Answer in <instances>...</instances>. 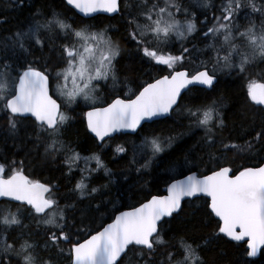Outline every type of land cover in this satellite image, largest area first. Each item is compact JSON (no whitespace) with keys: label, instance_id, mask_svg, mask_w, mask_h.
<instances>
[{"label":"snow or ice","instance_id":"obj_1","mask_svg":"<svg viewBox=\"0 0 264 264\" xmlns=\"http://www.w3.org/2000/svg\"><path fill=\"white\" fill-rule=\"evenodd\" d=\"M65 3L85 16L121 12V0H65ZM200 6L207 8L211 5L205 0ZM136 9L134 13L129 12L127 39L135 43L148 61L166 66L170 70L168 75L143 83L127 98L117 97L105 107L95 106L99 83L111 78L115 84L118 80L121 44L113 38L108 27L74 26L56 12L51 18L45 17L43 22L33 17L26 28L13 33L0 46L3 51L0 57V113L7 120L8 133L15 135L19 125L34 118L38 133L44 134L41 142L45 156L70 152L66 160L70 169L81 159L79 153L71 151L62 139V130L73 118L62 111L61 104L50 94V76L54 75L56 80L63 81L56 84V90L66 106L76 103L78 98L93 105L84 117L87 129L100 141L118 131L135 132L143 121L168 116L183 108L193 126L205 130V143L215 144L214 129L224 124L221 110L225 98L220 96L208 103L189 107L183 104L181 93L187 95L185 90L192 91L190 85L215 90L218 72L235 70L245 73L257 61H264V20L259 25L250 21L242 30L234 22V17L242 9H251V13L264 17V2L258 7L255 0H225L220 15L214 17L215 22L210 27L205 22L206 30L202 33L211 41L207 47L214 52L212 67L201 62L195 71L181 67L186 59L191 60L187 47L182 45L180 54L162 51L173 42V38L185 41L199 31L194 13L188 12L181 0H137ZM178 15L184 17L183 21ZM51 34H61L68 41L60 46L64 67L59 69H50V61L35 58L36 51L51 45ZM247 96L254 104L264 106V83L250 81ZM173 140L174 137L169 136L164 140L153 137L147 141L152 155L141 168H150L155 156L171 147ZM254 142L264 143V128L255 132L252 141L243 145L222 144V149L224 152H250ZM117 151L123 152L124 148L118 147ZM2 159L0 198L27 206L29 212L39 217V223L48 226L50 234L45 249L50 244L63 254L65 249L59 245L69 244L70 264H149L143 259L145 250L150 256L167 243L162 231L164 225L170 223L166 218L174 219V214L181 211L182 202L194 197L206 198L208 215L218 218L217 230L202 243L190 242L185 236L176 237L180 258L169 251L167 264H206L201 250L221 238V234L231 241L243 242L246 256L256 257L264 249V164L243 166L234 171L231 166L220 162L222 157H215L216 167L208 174L193 172L184 179L172 177L167 195H152L139 207L111 217L112 222L106 226L101 224L90 229L78 227L74 218L70 220L66 216L65 210L75 206L61 208L53 191L55 186L25 174L24 161ZM90 159H95L96 168L85 169L89 176L92 171L103 169L109 183H114L111 170L101 158L93 156ZM210 159H213L211 154ZM190 163L192 161L185 156L184 164ZM88 178H82L75 186L80 197L107 194L108 184L89 188L84 182ZM96 209L99 210V205ZM12 226L24 227L19 206L16 212L7 209V214L0 216V264H11L12 258H17L18 264H51V260L41 258L37 253L40 246L25 239L23 233L19 248L15 243H8V237L2 233ZM4 257L8 260L5 261Z\"/></svg>","mask_w":264,"mask_h":264},{"label":"trees","instance_id":"obj_2","mask_svg":"<svg viewBox=\"0 0 264 264\" xmlns=\"http://www.w3.org/2000/svg\"><path fill=\"white\" fill-rule=\"evenodd\" d=\"M125 1L121 0L120 14L99 13L90 18H84L72 7L66 6L65 0H0V46L4 45L13 33L26 28L33 17L43 22L45 17L51 18L53 12L66 17L74 26L84 24L93 25L95 28L108 27L111 35L122 48L117 64L118 80L115 84L111 78L99 83L96 105H106L116 96L127 98L143 83H148L170 70L163 68L164 66L159 68V65L148 61L137 50L135 43L127 39V19L129 12L134 13L137 10L135 8L137 0H133L132 9L128 8ZM181 2L188 12L194 13L195 19L199 22L197 26L199 31L185 41L173 39V42L162 51L180 54L183 45L190 50L191 60L186 59L182 67L195 71L201 62H204L208 68H211L214 52L207 47L211 41L205 39L202 33L206 30L205 22L210 27L215 22L214 17L220 15V8L225 0H207L211 5L207 8L200 6L205 0H181ZM262 2L264 0H255L258 7ZM262 20L264 17L258 13H251V9H242L239 15L234 17V22L241 30L250 21L259 25ZM51 35V45L36 51L35 58L50 61L48 64L50 69H59L64 67L60 58V46L68 41L61 34ZM223 54L222 52L221 55ZM2 56L3 51L0 50V57ZM217 76L218 84L215 90L192 86L190 87L192 91H185L187 95L185 93L181 95L183 104L189 107L208 103L216 97L225 98V105L222 108L224 124L214 129L215 144L205 143V130L193 126L192 120L181 108L166 118L143 124L134 134H115L109 141V145L102 147L86 128L84 113L93 105L81 99L69 106L62 102L63 110L73 118L62 131V139L71 151L78 149L86 155L101 154L106 167L111 170V179L114 183H109V177L105 175L103 169L91 172L89 176L87 171L77 170L81 169L80 165L76 164L75 169H70L65 157L60 153L45 156L43 143L39 138H35L36 124L31 118L18 126L15 135H10L7 131L6 119L0 113V124L5 123L0 127V161L3 162L2 158L24 161V171L32 179L42 180L55 186L53 191L56 193L60 206H75L74 209L65 210L66 216L70 220L74 218L78 227L90 229L104 224L118 210L135 207L152 195L164 193L172 177L181 176V173L185 174L189 169L197 170L199 173L210 171L216 167L215 157H222L220 162L231 166L234 170L243 166L259 165L264 162V143L254 142V148L245 153L224 152L222 144L243 145L246 141H252L255 132L264 128V111L247 98L248 83L255 79L264 81V61H257L245 73L224 70L218 72ZM50 77L51 86L57 84L54 75ZM169 136L174 137L171 147L156 155L150 168H141L146 159L140 160L139 156L134 161H130L133 142H140L145 137H160L164 140ZM119 144L128 147V154L114 152ZM210 154L213 159H210ZM185 156L192 163L185 165ZM176 169L184 170L175 174ZM84 177H89L85 179L88 187L108 184L107 194L96 193L91 198L80 197L79 192L74 189L79 182L77 180ZM205 200L206 198L186 200L180 213L174 214V219L166 218L170 220V223L165 224L162 231L167 243L157 248L150 256L145 250L143 259L149 264H167L166 255L169 251L175 253L176 258H180L176 237L185 236L190 242L195 240L202 243L203 239L215 232L217 218L208 215L210 210L205 207ZM96 205H99V210L96 209ZM16 206H18L16 202L0 201L1 211ZM21 218H23L24 227L13 226L8 229L6 231L9 234L8 241H12L19 248L20 237L17 235L22 232L25 239L48 243L49 228L47 225L37 224L38 216L31 214L29 218ZM82 220L83 224H81ZM59 247L67 251L71 246L62 243ZM245 248L246 245L243 242L231 241L221 234V238L202 248L201 255L206 264H264V249L258 257L253 258L246 256ZM37 253L41 258L51 260V264L70 263L69 256L59 253L58 249L50 244L47 249L40 246ZM4 260L7 261L8 257H4ZM11 264H18L17 258H12Z\"/></svg>","mask_w":264,"mask_h":264},{"label":"rangeland","instance_id":"obj_3","mask_svg":"<svg viewBox=\"0 0 264 264\" xmlns=\"http://www.w3.org/2000/svg\"><path fill=\"white\" fill-rule=\"evenodd\" d=\"M125 4H127V6H128V8H130V9H132L133 8V0H126L125 1ZM137 4V3H136ZM130 6V7H129ZM135 8H136V5H135ZM195 22H196V24H197V26H198V24H199V22L197 21V19H195ZM175 39V38H174ZM164 65H159V67H163ZM182 67V66H181ZM163 68H167L166 66H164ZM57 82L56 83H63V81L62 80H56ZM52 92L54 93V94H56V95H58L59 96V93L57 92V90H56V84H53L52 85ZM97 95V94H96ZM59 97H61V96H59ZM61 98H63V97H61ZM64 99V98H63ZM78 100H81V99H79L78 98ZM97 100H98V98H97ZM63 101V100H62ZM63 103L65 104V102L63 101ZM222 111V110H221ZM65 112V111H64ZM222 114H223V111H222ZM0 121H1V119H0ZM3 121V120H2ZM5 121V120H4ZM5 123H3V124H0V127L1 126H3ZM6 124H7V120H6ZM36 130V135H35V138H38V136H39V139L42 141L43 140V138H44V135L42 134V136H41V134L40 133H38V130H37V128L35 129ZM63 131V130H62ZM153 137H145L142 141H140V142H133L132 143V145H131V162L132 161H134L135 159H137L138 158V156H139V159L141 160V159H148V158H150L151 157V155H152V152H151V146L147 143V141H150L151 139H152ZM158 138H160V137H158ZM161 140H163L162 138H160ZM65 143V142H64ZM66 144V143H65ZM67 145V144H66ZM68 146V145H67ZM168 148V147H167ZM72 151H75V152H77V153H79V155H80V157H81V159L79 160V161H77L75 164H73L72 166H71V169H75L76 168V164L77 165H80V167H81V169H77L78 171L79 170H82V171H85V169H89V170H91V169H95L96 168V161H95V159H90L91 157H93V156H90V155H86L84 152H82V151H80V150H78V149H74V150H72ZM114 152H115V150H114ZM71 153L70 152H66V153H63L62 155L65 157V159L67 160V156L68 155H70ZM160 154V153H159ZM92 155H94V153H92ZM97 156V155H96ZM99 157L101 156V154L100 155H98ZM130 159V158H129ZM129 161V162H130ZM69 165V164H68ZM102 170V169H101ZM184 169H176V173L175 174H179L180 172H182ZM92 172H96V171H92ZM92 177H93V175H92ZM77 181H81V178L80 179H78ZM85 183H86V181H84ZM87 184V183H86ZM88 185V184H87ZM92 187H97V186H92ZM92 187H89V188H92ZM55 197H56V195H55ZM86 197V196H85ZM19 207H20V217H25V218H29L30 216H31V212H29L28 211V208L27 207H25V206H23V205H18ZM18 206H16L15 208H13V207H8L7 209H11V211L12 212H16V209H17V207ZM61 208H63V206H60ZM7 209H2V211H1V209H0V216H3V215H6L7 214ZM22 219V221H23V218H21ZM37 222V224H39V220H37L36 221ZM13 227V226H12ZM21 234H22V232L21 233H19L17 236L18 237H20L21 236ZM24 234V233H23ZM2 235H4V236H7L8 238H9V234L5 231V232H3L2 233ZM24 238H26L25 236H24ZM0 243H2V242H0ZM8 243H13L12 241H8ZM36 243L39 245V246H45V244H46V242H37L36 241ZM126 264H127V262H126Z\"/></svg>","mask_w":264,"mask_h":264},{"label":"water","instance_id":"obj_4","mask_svg":"<svg viewBox=\"0 0 264 264\" xmlns=\"http://www.w3.org/2000/svg\"><path fill=\"white\" fill-rule=\"evenodd\" d=\"M74 9V8H73ZM80 16H82V17H92V16H94V15H97V14H99V13H103V12H99V13H94V14H92L91 16H85L83 13H80L77 9H74ZM104 14H107V15H113V14H108V13H104ZM115 14V13H114ZM202 70V69H201ZM196 86H202V87H206V86H203V85H196ZM49 87H50V85H49ZM189 87H191V85L189 86ZM186 91V90H185ZM184 92H182L181 93V95L183 94ZM50 94H51V89H50ZM52 95V94H51ZM53 98L54 99H57L55 96H53ZM120 98H122V97H120ZM57 102L58 103H60V101L57 99ZM105 106H107V104L106 105H104V106H99V107H105ZM89 110H91V109H89ZM88 111V110H87ZM170 115V114H169ZM168 115V116H169ZM167 116H164V117H154V118H152L151 120H145V121H143L142 123H141V126H143V124H145V123H148V122H152V121H154V120H158V119H163V118H166ZM31 119H33L34 120V118H31ZM140 126V127H141ZM139 129V128H138ZM138 129L135 131V132H132L131 130H123V131H118V132H115V133H112L111 134V136L112 135H115L116 133H120V132H123V133H130V134H134V133H136L137 131H138ZM89 131V130H88ZM90 132V131H89ZM91 133V132H90ZM94 137H95V135L93 134V133H91ZM107 138V137H106ZM97 140L101 143L102 141H100L98 138H97ZM264 164V163H263ZM193 172H195L197 175H200L201 173H199L197 170H192V171H188L187 173H185V174H183V175H181V176H179V177H177L176 179H184L185 178V176L186 175H191ZM209 172H206V173H203V174H208ZM25 174H27V173H25ZM40 182H42V183H45V182H43V181H40ZM171 182H173V180L171 181ZM170 182V183H171ZM169 183V184H170ZM169 184L167 185V187H166V189H165V192L164 193H161V194H156V195H167V188H168V186H169ZM151 198V197H150ZM150 198H148V199H150ZM195 198V197H194ZM194 198H190V199H194ZM147 199V200H148ZM189 198H186V200H188ZM1 200H9L8 198H0V201ZM147 200H145V201H143L142 203H144V202H146ZM10 201V200H9ZM14 202H16V201H14ZM142 203H140V204H142ZM140 204L139 205H137V206H135V207H139L140 206ZM182 206H183V202H182ZM132 208H134V207H132ZM132 208H127V209H123V210H121V211H130V210H132ZM181 209H182V207H181ZM121 211H119V212H121ZM119 212H117L115 215H119ZM218 219V218H217ZM112 222V219H110L109 221H107V222H105L104 223V225L106 226V224L107 223H111ZM228 239H230V238H228ZM260 253H261V251L257 254V256H259L260 255Z\"/></svg>","mask_w":264,"mask_h":264},{"label":"flooded vegetation","instance_id":"obj_5","mask_svg":"<svg viewBox=\"0 0 264 264\" xmlns=\"http://www.w3.org/2000/svg\"><path fill=\"white\" fill-rule=\"evenodd\" d=\"M255 80H257V79H255ZM141 84V83H140ZM247 98H248V96H247ZM249 99V98H248ZM254 104V103H253ZM255 105V104H254ZM255 106H257V105H255ZM259 108H261L260 106H258ZM121 154H123V153H126V154H128V150H126V151H123V152H120ZM252 166H256V165H252ZM65 254V253H64ZM65 256H68V255H66L65 254Z\"/></svg>","mask_w":264,"mask_h":264},{"label":"bare ground","instance_id":"obj_6","mask_svg":"<svg viewBox=\"0 0 264 264\" xmlns=\"http://www.w3.org/2000/svg\"><path fill=\"white\" fill-rule=\"evenodd\" d=\"M44 227V226H43Z\"/></svg>","mask_w":264,"mask_h":264}]
</instances>
